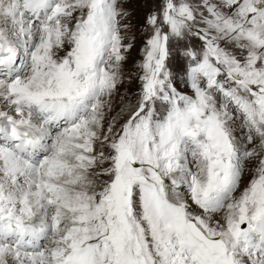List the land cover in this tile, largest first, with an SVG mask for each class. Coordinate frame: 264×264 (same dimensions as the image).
I'll list each match as a JSON object with an SVG mask.
<instances>
[{
    "label": "snow or ice",
    "instance_id": "snow-or-ice-1",
    "mask_svg": "<svg viewBox=\"0 0 264 264\" xmlns=\"http://www.w3.org/2000/svg\"><path fill=\"white\" fill-rule=\"evenodd\" d=\"M0 264H264V0H0Z\"/></svg>",
    "mask_w": 264,
    "mask_h": 264
},
{
    "label": "rangeland",
    "instance_id": "rangeland-1",
    "mask_svg": "<svg viewBox=\"0 0 264 264\" xmlns=\"http://www.w3.org/2000/svg\"><path fill=\"white\" fill-rule=\"evenodd\" d=\"M143 15V11L142 10H138L137 11V17L138 19L141 18ZM138 49H139V42H137V48L133 51V58H138ZM131 63V61H130ZM135 87L136 85L135 84H132V85H129L128 88L130 91H134L135 90Z\"/></svg>",
    "mask_w": 264,
    "mask_h": 264
}]
</instances>
